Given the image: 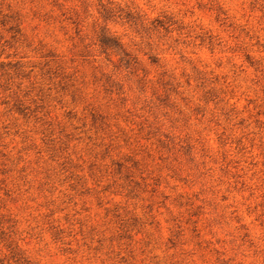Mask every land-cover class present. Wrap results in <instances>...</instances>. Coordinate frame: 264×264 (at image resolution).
<instances>
[{"label": "rangeland", "instance_id": "obj_1", "mask_svg": "<svg viewBox=\"0 0 264 264\" xmlns=\"http://www.w3.org/2000/svg\"><path fill=\"white\" fill-rule=\"evenodd\" d=\"M0 264H264V0H0Z\"/></svg>", "mask_w": 264, "mask_h": 264}, {"label": "trees", "instance_id": "obj_2", "mask_svg": "<svg viewBox=\"0 0 264 264\" xmlns=\"http://www.w3.org/2000/svg\"><path fill=\"white\" fill-rule=\"evenodd\" d=\"M98 43L104 53L112 50L115 54L120 56V59H119L120 63L118 65L113 64V62L108 59L109 62L112 63V65L117 69L118 72L120 68H124L128 72V74H131V75L135 74V72L138 70L139 62L135 58L131 57L129 53L121 52V49H123V46H122V43L116 37L109 35L107 32H105V30H103L102 34L98 37ZM113 72L112 74H114ZM118 72H115V75ZM137 83H138L139 91L144 93L145 91L144 88L140 86L141 81L137 80Z\"/></svg>", "mask_w": 264, "mask_h": 264}]
</instances>
